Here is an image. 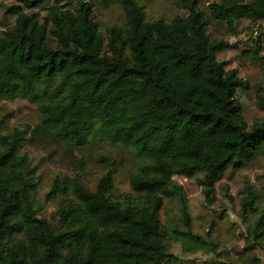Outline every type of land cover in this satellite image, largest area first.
I'll return each mask as SVG.
<instances>
[{"label": "trees", "instance_id": "obj_1", "mask_svg": "<svg viewBox=\"0 0 264 264\" xmlns=\"http://www.w3.org/2000/svg\"><path fill=\"white\" fill-rule=\"evenodd\" d=\"M12 1L14 25L0 35V100L35 106L58 142L83 148L106 141L145 164L129 179L136 204L111 198L110 169L94 191L77 179L70 188L55 180L47 196L70 192L77 204L50 222L37 215L35 170L20 154L25 132L0 135V264H167L176 261L167 238L202 250L206 241L192 234L172 178L201 174L198 185L212 206L219 176L264 150V119L245 123L235 97L244 81L217 61L198 2L186 17L148 22L136 0H121L124 24L109 28L104 41L91 2L55 6L41 21L40 0ZM208 12L229 28L264 23V0H219ZM257 101L264 111V94ZM246 192L242 219L257 216L244 240L264 247V190ZM163 199L180 203L185 231L162 226Z\"/></svg>", "mask_w": 264, "mask_h": 264}, {"label": "rangeland", "instance_id": "obj_2", "mask_svg": "<svg viewBox=\"0 0 264 264\" xmlns=\"http://www.w3.org/2000/svg\"><path fill=\"white\" fill-rule=\"evenodd\" d=\"M40 1L36 11L42 21L51 8L64 6L75 10L79 0ZM84 1L93 4L94 20L104 41L109 28L123 26L121 0ZM193 1L198 2L199 11L207 18V35L218 45L217 61L225 71H235L244 81L235 97L245 123L251 127L254 121L264 119V111L257 101V97L264 94V23L251 24L244 20L229 28L217 22L208 8L219 0H136L148 22H170L176 16L186 17ZM14 6L18 5L12 0H0V35L14 25L15 16L11 11ZM20 7L25 10L24 6ZM15 129L25 132L26 142L20 154L28 158L30 168L35 170L38 217L55 222L63 206L77 204L70 192L47 196L55 180L70 188L72 181L77 179L85 190L94 191L98 180L109 169L113 171L111 198L121 203H137L129 179L145 162L136 158L132 150L100 140L83 148L58 142L40 125L35 106L23 100H0V135ZM201 179V174L192 179L174 176L172 184L180 188L186 202L192 234L204 239L206 245L194 252L190 251L193 245L167 238L168 253L176 259L167 264H252L253 258L257 260L254 264H264V247L246 244L244 240L257 214L248 215L244 221L240 207L248 189L256 193L264 190V150L240 170L228 168L219 176L214 183L216 201L210 207L206 206L203 188L198 185ZM160 222L169 234L173 230L185 231L177 200L163 199Z\"/></svg>", "mask_w": 264, "mask_h": 264}]
</instances>
